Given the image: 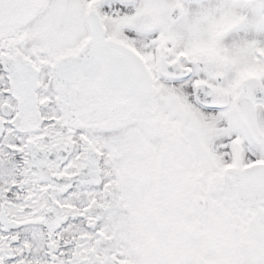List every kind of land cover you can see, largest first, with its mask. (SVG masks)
<instances>
[{"label":"snow or ice","instance_id":"obj_1","mask_svg":"<svg viewBox=\"0 0 264 264\" xmlns=\"http://www.w3.org/2000/svg\"><path fill=\"white\" fill-rule=\"evenodd\" d=\"M0 264H264V0H0Z\"/></svg>","mask_w":264,"mask_h":264}]
</instances>
